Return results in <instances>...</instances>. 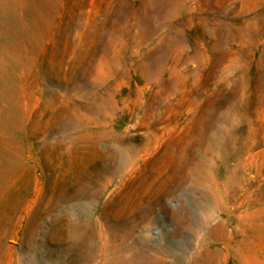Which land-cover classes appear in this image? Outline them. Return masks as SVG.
Returning a JSON list of instances; mask_svg holds the SVG:
<instances>
[{
    "label": "rangeland",
    "instance_id": "rangeland-1",
    "mask_svg": "<svg viewBox=\"0 0 264 264\" xmlns=\"http://www.w3.org/2000/svg\"><path fill=\"white\" fill-rule=\"evenodd\" d=\"M0 264H264V0H0Z\"/></svg>",
    "mask_w": 264,
    "mask_h": 264
}]
</instances>
